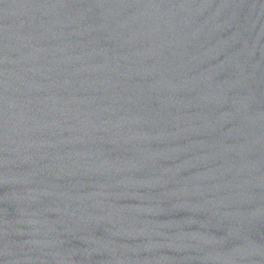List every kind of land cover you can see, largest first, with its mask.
<instances>
[{"label":"water","instance_id":"1","mask_svg":"<svg viewBox=\"0 0 264 264\" xmlns=\"http://www.w3.org/2000/svg\"><path fill=\"white\" fill-rule=\"evenodd\" d=\"M0 264H264V0H0Z\"/></svg>","mask_w":264,"mask_h":264}]
</instances>
